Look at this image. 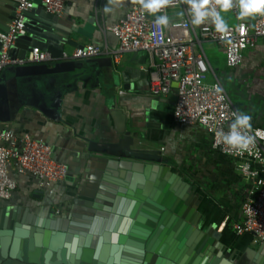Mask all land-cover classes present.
<instances>
[{
	"label": "water",
	"instance_id": "water-1",
	"mask_svg": "<svg viewBox=\"0 0 264 264\" xmlns=\"http://www.w3.org/2000/svg\"><path fill=\"white\" fill-rule=\"evenodd\" d=\"M11 1L13 17L0 34L8 31L14 18L16 2ZM32 1L34 5L38 2ZM31 10L25 13L26 32ZM70 27V32L86 34L74 23ZM23 35L11 45V56L12 47ZM101 78L107 89L111 81L117 83L109 56H66L6 65L0 71V128L5 124L11 128L24 107L60 120L65 101L81 92L88 80L101 86ZM104 106L108 108L106 123L103 118L109 128L106 137L86 139V152L95 154L91 178L98 186L101 181L117 185V193L133 203L132 210H117L120 217L114 224L106 222L103 210L88 217L89 224L82 214L76 215L83 224L102 228L91 236L30 224L19 215L13 226H0V264H264L262 245L257 249L247 245L240 255H234L233 250L224 256L221 232L215 224L201 228L195 207L187 205L186 184L171 170L176 162L168 150L139 143L138 133L129 128L128 114L116 95L104 93ZM42 192L36 189L33 194L40 197Z\"/></svg>",
	"mask_w": 264,
	"mask_h": 264
},
{
	"label": "crops",
	"instance_id": "crops-1",
	"mask_svg": "<svg viewBox=\"0 0 264 264\" xmlns=\"http://www.w3.org/2000/svg\"><path fill=\"white\" fill-rule=\"evenodd\" d=\"M135 1L121 0V6L115 8L114 13L106 14L104 6L107 0H67L66 12L61 15H52L44 11L41 1L38 0L27 15V32L12 47V56L26 58L32 46L49 51L54 60L63 58L65 55H72L78 44L95 43L102 46L103 49L112 50L117 46V39L108 31L107 27L123 16ZM13 11L14 3L11 0H0V29L6 27V23L13 17ZM228 12L220 13L225 22L238 19L248 22L253 20L252 15L243 19L239 15L228 17ZM72 23L82 28L86 34L70 32L68 29L71 28ZM204 46L206 54L207 49L219 52L221 61L226 68L231 69L237 66L229 67L226 64L223 45L205 42ZM248 50L242 56L241 62H248L251 58L264 59V36L255 45L248 47ZM113 66L117 83L114 84L111 81V87L107 89L102 78L100 79L101 86L88 80L81 92H76L65 101L60 120L48 119L37 109L24 107L20 112L21 117L10 124L13 131L29 132L47 138L52 145L54 154L67 160L70 169L65 183L55 184L52 194L42 192L40 197L33 194L36 189H39L36 177L28 173L14 175L17 179V188L11 199L6 200L13 210L7 214L0 213V226L10 225V221H15L21 215L23 221L30 224L62 228L91 236L97 229L102 228H98L96 224L92 223L90 225L83 224L76 215L82 214L81 218L89 224L90 218L88 217L93 218L97 215L96 212L103 210L102 212L107 213L106 222L114 224L120 217L117 216V210L120 208L123 211L132 210L133 203L117 193V185L101 181L98 186L91 178L96 167L93 159L95 154L86 152V139L99 140L102 136L106 137L107 135L109 128L103 123V118L106 123L108 115V108L104 106V93L110 92L115 95L118 87L123 89V93L118 99L128 114V126L132 131L138 133L139 143L147 141L160 145L161 149L168 150V155L176 162V165H171V170L177 172L181 180L185 182V195L189 200L187 205L195 207L198 222L201 221L205 227H208L219 216L217 215L219 212H226L224 217L226 214L238 217L239 212L230 206L232 205L230 195L219 196L212 193L213 195L210 196L205 191L204 193L210 201L202 200L201 202V195L198 191L192 190V186L197 185L195 180L199 178L200 171L215 170L218 167L213 161H208L217 153L211 148L210 136L204 128L199 125H179L174 121L176 86L173 85L168 93L162 95H155L151 92L150 76L156 70V66L149 53L144 51L124 52L113 62ZM262 71L261 74H263ZM217 73L219 71L214 70L210 76H217ZM230 98L233 101L232 97ZM235 106L241 112L248 114L247 109L236 104ZM262 118H257L255 122L251 120V125L263 124ZM187 155H190L191 158ZM200 155H205L204 157L207 158L203 166L196 163V161H200L197 160ZM209 155L210 158H208ZM217 155L219 156V154ZM218 158L220 159V157ZM220 162L224 169L230 167L239 174L233 166L222 162L221 159ZM239 176L243 198L247 182L240 174ZM203 186L202 184L201 187ZM2 202L4 201H0V204ZM125 203L127 207L123 205ZM211 205L216 208L214 215ZM105 207L110 209L105 211ZM217 230L221 232V229L217 228ZM232 236L238 241L245 239L237 235Z\"/></svg>",
	"mask_w": 264,
	"mask_h": 264
},
{
	"label": "built area",
	"instance_id": "built-area-1",
	"mask_svg": "<svg viewBox=\"0 0 264 264\" xmlns=\"http://www.w3.org/2000/svg\"><path fill=\"white\" fill-rule=\"evenodd\" d=\"M14 1V18L8 31L0 34V71L6 65L53 60L49 51L38 46H32L26 58L10 55L16 37L26 33L25 13L34 5L32 0ZM41 2L47 12L57 15L65 13L68 7L67 0ZM212 6L215 5H209ZM188 8L185 0H171L160 12L149 14L136 0L123 16L107 27L117 39L116 48L108 50L99 44L86 43L76 46L70 56H109L113 63L124 52L149 53L156 66L150 76L151 92L166 94L176 82L174 121L179 125L204 128L210 136L211 148L219 154L221 161L233 166L247 182L239 216L226 214L219 229L230 221L236 235L254 239L264 247V123L252 125L255 143L249 151L241 154L217 144L215 133L227 131L237 107L220 80L210 76L213 69L204 49L205 42L221 44L226 64L229 67L238 65L243 52L264 36V14L252 15L251 22L239 19L225 22L226 30H217L210 22L194 26ZM239 11L238 2L229 10L234 16L239 15ZM159 15L169 17L167 27L156 25ZM122 93L123 89L118 87L115 95L119 98ZM26 173L36 177L39 189L52 194L55 184L67 181L69 166L55 156L50 141L44 136L16 132L5 125L0 128V200L11 199L15 192L17 179L14 175Z\"/></svg>",
	"mask_w": 264,
	"mask_h": 264
},
{
	"label": "rangeland",
	"instance_id": "rangeland-1",
	"mask_svg": "<svg viewBox=\"0 0 264 264\" xmlns=\"http://www.w3.org/2000/svg\"><path fill=\"white\" fill-rule=\"evenodd\" d=\"M223 13L224 11H221V14ZM170 14H172V11L170 12ZM227 15L228 17H233L230 12H228ZM247 51H249L248 48L245 50V52H243L242 56H244V53H246ZM207 54L211 60L213 69L215 71H219L216 77L222 83L229 97H232L234 103L237 106H241L247 109L248 115L252 117V122H255L257 118L261 119L262 117V120H264V59L261 58L259 60L251 58L248 62H241L236 67L228 69L225 67L223 61H221V55L219 54V52H212L207 49ZM259 70L260 72L258 73ZM261 71L263 74H261ZM204 156L205 155H200L198 157L197 160L200 161H196V163H198L197 165L203 166L205 164V160L207 158ZM187 157L191 158L190 155H187ZM218 157L219 156L217 154H215V156L211 158L210 155L208 156V158H210L208 161H213L218 165V167H216L215 170L204 169L203 171H200L201 173L198 176L199 178L195 180L197 185H193L192 190H194L195 192L198 191V193L201 195V202L202 200L210 201L206 197V194L204 193L205 191L207 194H210V196L213 195L212 193H215L219 196H222L224 194L225 196L230 195L229 197L232 201V205H230L232 206L231 208L239 212V205L242 200L241 198L243 192L240 185L241 178L239 174L235 170H232L230 167L224 169L221 166L223 164L220 162V159ZM202 184L204 185L203 187H201ZM215 209L216 208L211 205V211H213V215L214 211H216ZM11 210L13 209L9 207V202L4 201L2 202V204H0L1 214H7ZM225 213H217V215L219 216H217V218L214 220L216 225L215 228H219V223L221 222ZM10 223L12 222L10 221ZM202 226H204L203 223ZM229 235L230 234H228L227 236H221L220 238V241L226 247L225 251L223 252L224 256L228 255L233 250L234 255H240L244 248L249 244L255 249H257L259 246V244L254 239L246 240L247 238L244 237L245 239H243L242 241H238L237 238Z\"/></svg>",
	"mask_w": 264,
	"mask_h": 264
},
{
	"label": "clouds",
	"instance_id": "clouds-1",
	"mask_svg": "<svg viewBox=\"0 0 264 264\" xmlns=\"http://www.w3.org/2000/svg\"><path fill=\"white\" fill-rule=\"evenodd\" d=\"M237 2L241 19L254 14H264V0H185V3L189 6V14L192 17L191 23L194 26L210 22L215 25L217 30H226L227 28L220 11H229ZM138 3L149 14H155L169 5L171 0H138ZM210 4L215 6L209 7ZM120 6L121 0H107L104 12L106 14L114 13L115 8ZM216 6L219 7L220 11H217ZM155 23L157 26L167 27L169 17L159 15L156 17ZM232 116L233 121L227 131L219 130L215 133L217 144H223L229 151L242 154L249 151L255 143V136L252 135V117L239 109L234 110Z\"/></svg>",
	"mask_w": 264,
	"mask_h": 264
},
{
	"label": "trees",
	"instance_id": "trees-1",
	"mask_svg": "<svg viewBox=\"0 0 264 264\" xmlns=\"http://www.w3.org/2000/svg\"><path fill=\"white\" fill-rule=\"evenodd\" d=\"M228 234L230 235H236L232 226H231V223L230 221L227 223V225H225L222 229H221V236H227ZM229 235V236H230ZM238 236V235H237ZM238 237H241V236H238Z\"/></svg>",
	"mask_w": 264,
	"mask_h": 264
},
{
	"label": "bare ground",
	"instance_id": "bare-ground-1",
	"mask_svg": "<svg viewBox=\"0 0 264 264\" xmlns=\"http://www.w3.org/2000/svg\"><path fill=\"white\" fill-rule=\"evenodd\" d=\"M118 106L119 107H121V105L120 104H118ZM142 144H144V145H148L149 147H155V148H159L160 147V145H158V144H155V143H152V142H147V141H143V143Z\"/></svg>",
	"mask_w": 264,
	"mask_h": 264
},
{
	"label": "flooded vegetation",
	"instance_id": "flooded-vegetation-1",
	"mask_svg": "<svg viewBox=\"0 0 264 264\" xmlns=\"http://www.w3.org/2000/svg\"><path fill=\"white\" fill-rule=\"evenodd\" d=\"M16 221V220H15ZM13 223H14V221L11 223V226H13ZM213 224H215V221L214 222H212ZM198 225L201 227V228H207V227H205V226H202V222H198ZM203 225H204V223H203ZM10 226V225H9ZM207 226V225H206ZM209 226V225H208Z\"/></svg>",
	"mask_w": 264,
	"mask_h": 264
}]
</instances>
